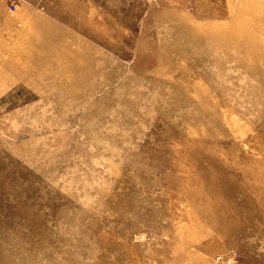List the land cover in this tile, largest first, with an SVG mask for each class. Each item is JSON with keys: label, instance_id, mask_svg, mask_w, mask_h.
Instances as JSON below:
<instances>
[{"label": "rangeland", "instance_id": "rangeland-1", "mask_svg": "<svg viewBox=\"0 0 264 264\" xmlns=\"http://www.w3.org/2000/svg\"><path fill=\"white\" fill-rule=\"evenodd\" d=\"M0 264H264V0H0Z\"/></svg>", "mask_w": 264, "mask_h": 264}]
</instances>
